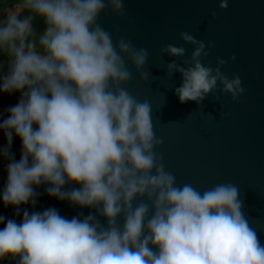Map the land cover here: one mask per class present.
Instances as JSON below:
<instances>
[{"label":"clouds","instance_id":"9594fccd","mask_svg":"<svg viewBox=\"0 0 264 264\" xmlns=\"http://www.w3.org/2000/svg\"><path fill=\"white\" fill-rule=\"evenodd\" d=\"M219 6L227 8L228 0ZM21 7L27 14L11 11L0 19V53L8 64L0 91L21 93L0 123L9 146L0 155L11 158L13 133L22 142L20 159L7 164L3 203L17 206L19 215L20 205L37 203L33 186L47 184L49 196L96 209L107 225L91 213L68 219L55 208L24 209L21 222L7 219L0 229V258L17 264H264V244L243 212L239 187L219 183L201 192L177 185L155 151L163 139L154 132L151 105L123 87L132 79L127 62L141 81L152 76L149 52L123 36L114 42L98 23L108 9L123 16L124 0H22ZM37 16L46 25L38 39ZM180 36L195 46L188 67L175 59L166 64L168 74L182 76L175 88L180 102L202 105L218 87L238 101L244 88L239 75L230 79L221 71L227 61L204 65V41L186 31ZM160 52L183 57L186 49L166 44ZM73 182L80 187L63 190ZM5 220L0 215V223Z\"/></svg>","mask_w":264,"mask_h":264},{"label":"water","instance_id":"95a60500","mask_svg":"<svg viewBox=\"0 0 264 264\" xmlns=\"http://www.w3.org/2000/svg\"><path fill=\"white\" fill-rule=\"evenodd\" d=\"M219 5L220 0H124L123 16L108 9L100 13L98 23L112 33L114 42L123 36L149 52L146 69L152 76L141 81L127 62L132 79L123 87L137 100L149 101L154 132L163 139L155 151L162 155L166 171L175 175L177 185L189 183L201 192L219 183L237 185L243 212L264 244V0H228L225 9ZM182 31L204 41L209 52L202 59L204 65L215 68L217 58H223L227 63L221 71L230 79L239 75L244 93L238 101L218 87L202 105L180 102L175 88L182 84V76L168 74L166 64L175 59L189 66L184 62L195 46L182 40ZM166 44L183 46L185 55H162ZM33 187L38 196L35 206L28 204L31 212L55 208L68 219L91 213L107 225L96 209L49 196L47 184ZM79 187L73 182L63 190ZM139 202L137 198L134 205ZM118 221L122 225L123 217Z\"/></svg>","mask_w":264,"mask_h":264},{"label":"trees","instance_id":"16d2710c","mask_svg":"<svg viewBox=\"0 0 264 264\" xmlns=\"http://www.w3.org/2000/svg\"><path fill=\"white\" fill-rule=\"evenodd\" d=\"M13 4L22 5V0H0V19H3V17L7 14L4 10L5 7L9 5H13ZM19 12L21 14H27V11L23 10L22 7L19 10ZM33 27L36 33V37L38 39L39 35L44 31L46 27L43 17H38V16L34 17ZM6 60H7V54L0 53V63L3 64L2 68H0V76L6 74L8 71V64L5 62ZM17 99L18 100L20 99V95H17ZM3 145H4L3 148L9 147L6 136H5ZM21 146H22V142L20 138L16 136L15 133H13L12 143L9 148L11 158L0 155V215L6 217L5 222L0 223V229H2L5 226L7 219H15L18 223L21 222L24 209H27L31 213L29 205L22 204L19 206L21 209V212L19 215H17L16 214L17 206H13V205L5 206L2 200V192H3L4 185L6 183V180H7V171L2 169L1 167L2 163L4 161H7L9 163L10 159H15L18 161L19 158L21 157ZM0 264H17V261L13 260L10 256H7L4 258H0Z\"/></svg>","mask_w":264,"mask_h":264},{"label":"built area","instance_id":"2783aa9c","mask_svg":"<svg viewBox=\"0 0 264 264\" xmlns=\"http://www.w3.org/2000/svg\"><path fill=\"white\" fill-rule=\"evenodd\" d=\"M17 95H21L20 91H13L11 93L0 91V123L3 122L4 119H7L10 113L7 111L9 107L12 106V101L17 98ZM5 139L4 130L0 129V148H3V142ZM7 161L2 163V169L7 171Z\"/></svg>","mask_w":264,"mask_h":264},{"label":"rangeland","instance_id":"374dc122","mask_svg":"<svg viewBox=\"0 0 264 264\" xmlns=\"http://www.w3.org/2000/svg\"><path fill=\"white\" fill-rule=\"evenodd\" d=\"M21 9V5L20 4H13V5H9L7 7H5V12L8 13V12H11V11H18ZM19 102V100L17 98H15L13 101H12V106L16 105L17 103ZM1 143V141H0ZM20 159V158H19Z\"/></svg>","mask_w":264,"mask_h":264}]
</instances>
